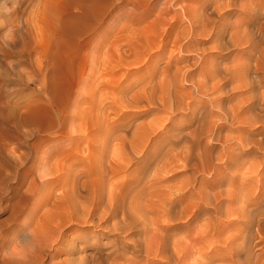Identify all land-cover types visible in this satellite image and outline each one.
Returning a JSON list of instances; mask_svg holds the SVG:
<instances>
[{
    "label": "rangeland",
    "instance_id": "374dc122",
    "mask_svg": "<svg viewBox=\"0 0 264 264\" xmlns=\"http://www.w3.org/2000/svg\"><path fill=\"white\" fill-rule=\"evenodd\" d=\"M188 1L190 0H186L185 4H189ZM137 3V0H0V146L2 149L0 159H3L8 167L23 174V177H20L21 182L16 185H14V178H7L0 184V222H5L1 224V227L9 226L7 219L12 214V216L17 214L16 217L26 215L32 202H34L35 197L29 188L30 186L34 187L35 183H39L38 180L32 182L35 179H32L31 172H29L31 159L34 156L50 149L55 138L58 135L66 134L69 128L75 131L74 135L81 136L82 140L91 142L96 134L97 106L115 103L119 95L116 93L117 89L119 90L123 86L124 88L131 85L132 87L135 86L145 74L149 58L158 56L156 63L158 69L165 65L166 56H159L161 52L157 51L156 47L150 50L143 46L145 40L137 35L139 31L132 30L146 26L150 21L157 18L159 13L157 10H146ZM261 5L264 6V2ZM240 10L237 6H230L225 10L227 13L225 15L231 21H228V27L234 21L243 20L244 14ZM172 14L173 12L162 14V24L160 25L166 28L171 22L170 16ZM213 17L216 18V16ZM177 29L174 28L172 33L174 31L177 33ZM228 31L229 29L225 32L226 34L220 35L223 40L219 36L215 39L211 34H206L207 37L206 35L202 37L194 34L193 38H190L191 40L179 41L180 45L178 43L166 44L169 53H176L174 57L184 58L180 65L189 67L191 70L192 78H187L191 81L185 83V92L191 91L192 98L194 97L193 99L188 98L191 100L193 110L192 107L187 111L182 109L171 117L168 110L165 111L157 105L148 107L146 102H142L141 106L135 109L117 105L116 110H119L120 114L129 115L131 117H129L131 120L127 119L129 123L132 120L138 122L145 120L147 122L157 119L162 120L164 125L169 124L170 131L168 130L167 134L160 129L158 131H160L161 137H171L174 134H179L182 137L181 143L179 142L182 148L179 144L177 145L178 148L174 146V149L176 148V151L173 150L174 154L175 152L184 153L190 146L189 144L193 145V156L196 154L194 165L191 162L190 166H184L181 160H176L177 164L174 162L176 164L175 170L165 174L164 183L167 188L164 189V187L165 191L162 189V194L155 195L153 199L186 197L185 184L192 175L194 177L197 175L195 177L199 181L197 183L202 181L203 183L201 186L196 183L195 189L201 187V189L211 193L212 203L223 201L217 213L219 215L213 213V206H202V208L207 209L206 211L210 209L206 216H210L209 219H211L214 228L211 234L207 236L208 241L205 243H201L194 237V247L196 249L203 248L206 251H220L219 253L225 254L231 237L235 234L245 235L249 229L251 232L250 245L256 252L261 253L259 263H262L264 262V108H262L264 104H261L264 103V75L261 73L264 74V61H261V64L257 66L253 52L245 48L243 43L245 40L241 33L235 31L234 38L233 36L230 38L231 41L227 35ZM226 40L227 42H224ZM228 40L231 43H228ZM156 41L154 40V42ZM221 41L223 42L221 43ZM183 43L188 44V51H191V54L182 47L187 45H183ZM170 47H173V50ZM177 47H180L179 50ZM247 59L249 61L251 59L250 65L247 63ZM214 61L215 64H213ZM237 61L238 63H236ZM244 64L247 65V69ZM203 65L205 66L203 67ZM260 65L263 66V72L261 70L256 71L261 67ZM214 70L217 77L212 76L213 73L209 74V71ZM226 72H230V74ZM251 72L254 73L255 79L251 76ZM224 73H226V77ZM232 73L234 74L232 75ZM216 78L218 79L214 80ZM259 78H261L260 81ZM234 79L236 83L238 82L235 86ZM44 81L47 88L43 87ZM197 81L205 84L210 91L207 88L197 90L194 85ZM208 81L212 85H209ZM239 81H243L241 85ZM215 88L218 89L215 91ZM203 92H207V94ZM247 92L252 95L257 93L251 96ZM196 96L199 97L195 98ZM219 96L220 98H218ZM204 97H209V99ZM254 98L255 100H253ZM199 100L206 101L200 104ZM252 102L258 103V105L253 103L255 108L249 107ZM250 109H254V112ZM194 110H196V114L191 117ZM212 111L218 112V114L214 113V115ZM108 112L111 113L110 110ZM65 117L66 122L62 126ZM197 117L199 118L197 119ZM69 119L71 120L67 122ZM199 120L203 123L198 122ZM209 122L213 123L212 126H209L211 125ZM208 128L209 130L206 132ZM23 130L31 132V136L24 134ZM197 131L198 134L195 135ZM198 135L200 138L197 137ZM188 136L190 137L187 138ZM194 139L196 140L194 141ZM197 140L198 142H196ZM78 142L79 146L60 147V152H73L72 154L80 155L79 151L82 150V144L80 141ZM7 143H10L11 146L18 144V150L22 156L21 162H13V157L8 155L5 149ZM202 144L203 147H201ZM182 149L184 150L181 152ZM203 149H207V151H203ZM56 152H52L51 154H54L51 156L54 157ZM238 153H240L239 156ZM199 155L205 156L207 162H203V166H207L204 171L197 172L195 171L197 170L195 163L197 166L202 163H200L202 158L199 160ZM145 161L146 158H142L141 162L136 163V165H144ZM49 163L52 164V161L50 160ZM48 180V183L51 184L55 179L52 177ZM171 189L173 190L171 191ZM194 190L193 194L197 191ZM54 194L57 195V192ZM253 198L256 200L254 201ZM246 199L253 203L248 208L255 209L251 213V221L249 222H244L245 219L239 217L237 213L240 212L241 214L238 203ZM259 199L262 203L258 201ZM193 201L198 202L197 200ZM186 202L188 203L187 200ZM4 218H6L5 221ZM199 222L195 218L191 226L192 231H196ZM244 223L247 226L243 225ZM74 229H66L64 238L72 237L74 235L72 233L76 232ZM238 242L240 243V240ZM144 259L142 257L139 264H144ZM149 260L151 261V258ZM153 261L154 264L160 262L164 264L160 260Z\"/></svg>",
    "mask_w": 264,
    "mask_h": 264
},
{
    "label": "bare ground",
    "instance_id": "6f19581e",
    "mask_svg": "<svg viewBox=\"0 0 264 264\" xmlns=\"http://www.w3.org/2000/svg\"><path fill=\"white\" fill-rule=\"evenodd\" d=\"M137 2L146 10H157L159 15L146 26L138 29L133 28L132 30L139 31L137 35H140L145 40V45L143 46L150 50L156 47L157 51L161 52L159 56H166L165 65L158 69L156 66L158 56L149 58L148 61L146 60V72L144 71L145 74L137 83L135 81V86L132 87L131 85L125 88L123 86L119 90L117 89L116 93L117 95L119 93V95L115 103H109L107 106L105 104L97 106L96 134L91 142L85 139L82 140L81 136L74 135L75 131L69 128L66 134L58 135L55 138L54 144L50 149L40 151L41 153L31 159L29 172H31L32 179H35L32 182L39 181L38 184L35 183L34 187L28 186L35 197L34 202H32L31 208L26 215L16 217L17 214H14L15 216H12V214L9 218L7 217L8 227H1V224L5 222H0V264H139L142 257L145 258L144 264H154L153 260L163 261L164 264H264V262L259 263L261 253L256 252L250 245L251 232L249 229H247L245 235L235 234L231 239L229 238V245L225 254L219 253L220 251H206L203 248L196 249L194 247V237L200 240L201 243H205L208 241L207 236L211 234L214 228L211 219H209L210 216H206L210 209L206 211L207 209L202 208V206H213V213L217 214L223 201L212 203L211 193L201 189V187L195 189L196 183L199 181L195 178L197 175L194 177L192 174L185 184L186 197L153 199L155 195L167 188L164 183L165 174L175 170L176 160H181L184 166H190L191 162L194 165V156L196 154L193 156V145L188 143L190 146L187 147L184 153L182 152L184 149H182V153L175 152L174 154L173 152L176 151L174 146L178 148L177 145L182 137L179 134H174L171 137H161L159 135L160 131H165L166 133L169 130V124L166 123L167 125H164L162 120L157 119L146 120L147 122L141 120L143 121L142 123L141 121L132 120L134 122L130 121L129 123L127 119L130 116L124 113L120 114L119 110H116L117 105L135 109L141 106L142 102H146L148 107L157 105L163 110L165 109V111L168 110L169 112H167L172 117L176 112L182 109L187 111V109L192 107L191 100L188 99L192 98L191 91L189 93L185 92V83H188L192 78L191 70L189 67L180 65L184 58L174 57L176 53H169L166 44L189 40L191 37L193 38L194 34L202 37L203 35L211 34L216 39L218 36L221 38L220 35L229 29L227 35L230 39L232 36L234 38V33L237 31L241 33L242 38L245 40L243 41L245 48L253 52V57L256 59V63H254L257 66L261 64V61H264V6L261 5L264 0H190L188 1L190 2L189 4H185L186 0H137ZM230 6L240 8L244 18L238 22L234 21L228 27L230 19L225 15L227 14L225 10L228 7L230 8ZM170 12H173L170 16L171 22H168L169 25L164 28L163 25V27L160 25L162 24L161 15ZM213 16H216V18ZM157 25L160 26L158 27ZM174 28H178L177 33L175 31L172 33ZM214 38L213 40H215ZM154 40H157V43ZM230 40H228V43H231L232 40ZM224 42H227V40ZM185 44L183 43V45ZM187 46L188 44L182 47L188 51ZM171 48L173 50V47ZM191 49L193 50V48ZM213 49H215L214 46ZM248 49L247 51L249 52ZM167 51L168 54L166 55ZM233 61L235 63V60ZM250 61L248 60L247 62L249 65L252 63ZM244 63L246 62L244 61ZM213 64H215V61ZM226 65L228 64L226 63ZM238 66L240 65L238 64ZM260 66L261 69H256V71L261 70L263 72V66ZM210 67H212L211 64ZM245 68L247 69V65H245ZM214 72L216 71H209V74L213 73L212 76H216ZM226 73H224V76ZM251 73V76H253L254 73ZM227 74H230V72ZM261 74L264 75L263 73ZM245 76L248 77L247 75ZM188 77H190L189 80L187 79ZM255 77L257 76L255 75ZM242 78L245 80L244 77ZM261 78H259V81ZM243 81H239L240 85ZM233 82H235V79ZM237 83L235 82L234 86ZM194 85L197 90L199 88H207L205 84L198 81ZM209 85H212V83ZM250 86L252 87V85ZM43 87L47 88L45 81ZM217 89L215 88V91ZM251 90L253 92V88ZM203 93L207 94V92ZM254 95L251 94V96ZM213 96L211 97L213 98ZM198 97L196 96L195 98ZM209 97L204 98L209 99ZM204 101L206 100H199V103L201 104ZM253 103L255 102H252L249 107L253 108ZM256 104L258 105V103ZM195 109L197 110V107ZM109 110L111 113L108 112ZM196 110L191 113V117L196 114ZM253 110L250 109V111L254 112ZM219 112H221L220 109ZM214 113L218 114V112L212 111V114ZM130 118L129 120H131ZM169 119H172L170 115ZM70 120H67V122ZM209 120L211 121V119ZM65 122L66 117L62 121V126L65 125ZM212 124L209 126H212ZM209 128L206 132H208ZM159 129L160 131H158ZM24 134L31 136V132L24 131ZM197 134L198 131L195 135ZM194 137L196 138V136ZM197 137L200 138L199 135ZM78 141L82 144V150L79 151L80 155L72 154L73 152H60V149L67 147V145L79 146ZM196 144L198 145V143ZM6 146L7 148H4L8 155L13 157V162H21L22 156L19 153L18 144L11 146L10 143H7ZM201 147H203V144ZM180 148H182L181 145ZM54 151H57V154L52 157L51 155L54 153H51ZM85 151L86 153H84ZM203 151H207V149H203ZM0 153H2L1 146ZM239 155L240 153H238ZM142 158H146L145 164L136 165V163L141 162ZM201 158L200 163H202L200 166L195 163L197 169L195 171L197 172L204 171L207 166H203V162H207L205 156L199 155V160ZM50 160L52 164L49 163ZM21 176L23 177V174L20 171L8 167L5 161L0 159V184L7 178H14V185H16L21 182ZM52 177L55 180L49 184L48 179ZM147 182L148 185H146ZM202 183L203 181L197 184L201 186ZM194 189L197 191L193 194ZM55 192H57V195L54 194ZM193 200L198 202L195 203ZM245 201L238 203L241 214L240 212L237 213L239 217L245 219L244 222H249L251 221V213L255 209H249L248 207L253 203L247 201V199ZM258 201L261 202L260 199ZM200 217L201 219H199ZM195 218L200 222L196 231H192L193 228L191 226ZM243 225L246 224L244 223ZM69 228H75L76 232H73L72 234L74 235L69 239H65V230ZM238 240H240V243ZM149 258H151V261Z\"/></svg>",
    "mask_w": 264,
    "mask_h": 264
}]
</instances>
